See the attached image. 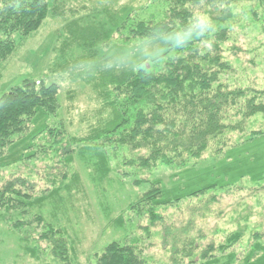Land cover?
<instances>
[{"label":"trees","instance_id":"obj_1","mask_svg":"<svg viewBox=\"0 0 264 264\" xmlns=\"http://www.w3.org/2000/svg\"><path fill=\"white\" fill-rule=\"evenodd\" d=\"M186 1L182 13L176 9L173 13L180 18L178 25L140 20L131 9L111 14L93 0H89V13L65 23L51 76L65 75L71 82L95 88L103 101L100 112L110 109L114 115L107 122L110 126L96 136L69 137L70 150L62 148L65 123L52 127L49 122L60 110L58 84L25 80L0 98V170L40 156L66 167L61 184L64 180L68 184L58 183V189H46L36 196L12 183L0 189V218L21 236L26 255L41 259V252L31 247L36 239L23 231L33 224L39 229L38 241H49L53 253H69L62 229L47 223L34 209L61 200L63 188L69 192L74 188L68 168L76 146L97 152L104 148L103 141L128 146L139 154L136 159L144 170L159 164L180 165L181 171L167 183L147 181L149 190L129 207L136 216L148 215L152 223L161 221L159 208L218 191L257 193L264 186V90L231 85L226 75L233 67L223 56L230 38L245 35V28L241 24L235 31L229 30L228 21L235 17L231 11L217 25L194 22L186 11ZM245 1L264 5V0ZM59 2L0 0V66L16 49L15 33L27 38L50 17L67 19L69 11ZM208 152L209 166L185 167L187 159H200ZM243 238L244 233H233L196 256L188 251L193 248L191 242L177 254L186 252L188 264H236L234 248ZM254 238L255 244L241 264H264V233L256 232ZM95 258L96 264H149L133 240L112 242Z\"/></svg>","mask_w":264,"mask_h":264},{"label":"rangeland","instance_id":"obj_2","mask_svg":"<svg viewBox=\"0 0 264 264\" xmlns=\"http://www.w3.org/2000/svg\"><path fill=\"white\" fill-rule=\"evenodd\" d=\"M94 1L97 7L104 6L111 14L113 10L131 9L136 11L140 20L155 19L178 25L177 19L180 18L173 13L175 9L182 13L186 0ZM59 3H63L60 6L64 11H69L67 19L50 17L27 38L14 34L16 49L0 66V98L25 80L39 82L46 79L48 84H58L60 110L49 122L52 127L65 123L66 134L61 141L62 148L68 151L71 149L69 137L96 136L95 133L110 126L107 122L114 115L110 109L100 112L103 101L95 88L71 82L65 75L51 76L54 60L59 55L58 38L62 27L68 20L86 15L89 13L87 8L92 7L89 0H60ZM185 7L189 15H193V21L199 24L213 22L217 25L224 14L233 12L235 17L228 21L229 30L235 31L242 24L247 36H234L227 44L229 49L223 56L231 62L233 69L229 70L226 80L237 88L249 85L264 90V5L245 0L223 4L194 0L186 1ZM222 23L225 22L219 24ZM115 41L119 43L118 39ZM101 144L104 148L98 152L82 151L76 146L78 150L72 167L68 168L69 181H74V188L70 187L71 192L63 188L59 192L61 200L34 209L45 217L47 223L62 229L69 253H53L49 241H38L39 229L33 224L30 228L24 227L23 231L36 239L37 244L33 241L31 247L41 252V259L26 255L21 236L10 222L0 218V264H96L95 256L110 243L131 240L149 264H188L186 252L177 254L186 244L193 242V248L188 251L196 256L209 245L218 246L229 235L242 232L244 238L234 248L238 256L236 264H241L255 244L254 234L264 233V186L259 187L257 193L218 191L174 207L159 208L157 213L161 221L156 223H152L146 214L134 215L129 207L149 190L147 181L160 179L167 183L173 174L181 171L180 165L159 164L144 170L140 166L141 160L136 159L139 154L133 153L128 146L108 145L104 141ZM208 155L209 152L200 159H187L185 167L209 166ZM65 171L66 167L62 169L40 156L36 161L1 169L0 189L4 190L12 183L21 185L35 196L40 195L46 189L60 188L58 183H63ZM139 180L143 183L137 185L135 181ZM64 181L61 186L68 184L67 180ZM68 240L72 242L70 245Z\"/></svg>","mask_w":264,"mask_h":264}]
</instances>
